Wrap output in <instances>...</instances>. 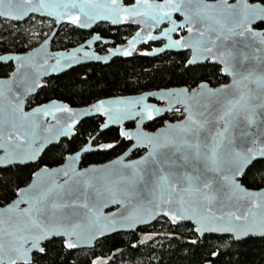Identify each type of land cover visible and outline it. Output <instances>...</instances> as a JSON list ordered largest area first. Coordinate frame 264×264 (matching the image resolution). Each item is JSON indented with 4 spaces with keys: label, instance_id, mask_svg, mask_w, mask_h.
<instances>
[{
    "label": "snow or ice",
    "instance_id": "6c2138e0",
    "mask_svg": "<svg viewBox=\"0 0 264 264\" xmlns=\"http://www.w3.org/2000/svg\"><path fill=\"white\" fill-rule=\"evenodd\" d=\"M36 14L83 28L101 20L139 24L128 48L116 52L127 56L141 40L165 39L167 49L191 50L186 66L210 60L228 82L98 100L80 111L56 101L25 111V98L42 86L43 75L69 67L77 53L101 57L83 47L49 54L47 40L25 55H0V62L15 64L0 80V167L36 162L46 145L70 137L79 119L93 113L105 117L101 131L118 125L119 137L131 142L107 164L80 168L81 152L93 150L90 140L60 166L44 165L15 188V198L0 206V264H68L71 251L158 217L173 226L190 223L198 237L219 233L237 243L264 237V187L249 190L241 183L254 162L264 160V28L258 29L264 0H0V19ZM152 98L164 106L148 103ZM163 113L182 118L165 120L154 132L142 129ZM129 119L136 121L131 131L123 127ZM114 147L99 144L96 150ZM133 149L142 154L128 159ZM91 264L107 262L95 257Z\"/></svg>",
    "mask_w": 264,
    "mask_h": 264
},
{
    "label": "trees",
    "instance_id": "16d2710c",
    "mask_svg": "<svg viewBox=\"0 0 264 264\" xmlns=\"http://www.w3.org/2000/svg\"><path fill=\"white\" fill-rule=\"evenodd\" d=\"M130 4L133 0H124ZM254 1V0H252ZM55 23L51 20L32 17L24 23H14L0 19V54L25 53L38 42L43 41L53 30ZM259 28H264L260 25ZM135 31L133 26L114 28L109 24H100L95 32L103 37L113 39L116 44L124 43ZM89 32L80 31L70 26H63L55 37L54 50H64L83 43ZM189 54L166 53L149 59L135 56L130 60L114 59L108 65L92 64L69 71L59 77L47 80V86L29 101V107L58 100L73 107L87 106L97 100L120 95H135L146 91L174 87L193 88L200 82H210L212 86L226 83L227 78L219 72V67L206 65L186 68ZM12 67L0 66V77L8 76ZM170 115L171 120L177 118ZM100 118H91L82 122L77 135L70 141H62L58 146L47 150L36 165L0 169V206L14 199L13 190L27 185L31 174L40 167H55L64 161L68 154L77 152L100 127ZM102 141H117L116 131L103 133ZM127 150L121 143L110 152H97L83 157L82 166L100 164L113 159ZM136 151L132 158L141 155ZM248 189L259 190L264 187V161L255 162L242 179ZM186 239H193L191 225L177 229ZM136 235V234H135ZM133 233H122L99 241L91 250L73 251L68 254V264H90L97 255L119 251L131 258L139 254L156 253L157 257L149 258L150 264H264V238H250L235 242L229 237L207 235L196 245L184 240L173 241L156 248L134 250L131 246ZM123 249V250H122ZM217 251V256L211 255Z\"/></svg>",
    "mask_w": 264,
    "mask_h": 264
},
{
    "label": "water",
    "instance_id": "95a60500",
    "mask_svg": "<svg viewBox=\"0 0 264 264\" xmlns=\"http://www.w3.org/2000/svg\"><path fill=\"white\" fill-rule=\"evenodd\" d=\"M207 2H214V1H209L207 0ZM229 3H234L235 0H228ZM249 3H252L251 0H248ZM121 3L124 4V5H130V4H125L124 0H121ZM32 17H37V18H40V19H47V20H51L52 22L55 23V27L53 28V30L51 31V33L36 47L28 50L27 52L25 53H8L6 55H25L27 53H30L32 52L34 49H38L40 48L43 44H44V41H48L47 43V46H46V50H47V53L49 54H54V53H65V54H68L70 53L73 49L75 48H80V47H83L84 48V51H87V52H91L93 53L95 56H99L101 57L100 60H96V59H88V58H85L83 56V53H77V60L76 61H70L69 64L70 66L69 67H66V68H63L62 70L60 71H57V72H50L46 75H43L41 78H40V83H41V87L40 88H37L35 89V91L33 93H31L30 95H28L26 98H25V106H24V110L25 111H29L31 109H27V106H28V101L30 98L34 97V96H37V94L39 93V91L43 88H45L47 86L46 84V80L52 78V77H59V76H62L63 74L65 73H68L69 71L73 70V69H76V68H79V67H83V66H89V65H92V64H100V65H108L110 64L114 59H117V58H120V59H123V60H130L132 59L133 57L135 56H140V57H144V58H149V59H153V58H157L159 56H162L166 53H175V54H178V53H190V56H191V50L190 49H167L165 48V44L167 43V41L165 39H159V40H151V41H147V42H144L143 40H141L140 42H138L134 48H130L129 51H130V55H127L125 56L123 54V51H120V52H116L115 50L117 48H120V49H125V48H128V41L137 33V31H140L141 29V26L139 24H136V23H131V22H123V23H120V24H112L110 21H96L94 23L91 24V26L89 27H86V28H83V27H79V26H76V25H72V24H69L68 22L66 21H62L60 24H57L55 22V20L51 17H47V16H41L39 14H36V15H29L28 17H25L24 19L22 20H19V21H13V20H4V21H9V22H14V23H24L26 22L27 20H29L30 18ZM177 17H180L181 20L183 19L181 16H179L178 14L174 16V19H176L178 22L179 20L177 19ZM180 20V21H181ZM100 24H110L112 27L114 28H120V27H125V26H133L135 28H137V31L123 44H120V45H117V46H114V42L111 41V40H105V39H102L100 37L99 34H94L93 37H91L90 39L86 40L84 43L76 46V47H73V48H70V49H64V50H54L53 47H52V44H53V41L55 39V37L57 36L59 30L63 27V26H70V27H73L75 29H78L80 31H84V32H91L93 31L98 25ZM167 27V24L164 23V24H161L160 26H158L157 28L153 29V34L154 35H157L159 36L160 32L163 30V28ZM184 31L181 30V35H186V33L184 32V34H182ZM94 37H99V39H94ZM173 38H177L176 36H173ZM102 44V45H107V46H110L108 48V51L107 53L105 54H101L99 52L96 51V45L97 44ZM150 44H162L161 46H153L151 50H147V49H142L144 46H148ZM112 46V47H111ZM153 49H164L163 51H157V52H153ZM104 57H107V59H103ZM52 61H50L51 63ZM207 63L209 64H212V65H216L214 63H212L210 60H206V61H200V62H197L195 64H191V65H187L186 68H189V67H196V66H202V65H206ZM0 64H3V65H12L13 67V71H14V68H15V64L14 62H0ZM218 67H220L219 65H216ZM13 71L10 73L12 74ZM9 77V76H8ZM6 77V79L8 78ZM225 77V76H223ZM227 78V77H225ZM2 80V79H0ZM228 80V78H227ZM212 86V85H211ZM177 88H188L189 91L192 90V88H189V87H174V88H168V89H177ZM161 90V89H160ZM156 91H159V90H152V91H146V92H143V93H148V92H156ZM143 93H139V94H135V95H120V96H116V97H110V98H104V99H100V100H108V99H113V98H120V97H129V96H137V95H140V94H143ZM53 101H56L58 103H62V104H66L68 105V107L74 109V110H77V111H80V110H84V109H88L91 105L95 104L97 101L87 105V106H82V107H73L71 106L70 104L68 103H65V102H62V101H57V100H53ZM148 103H153V104H156L158 107H163L164 105L155 100L154 98L152 99H149L147 101ZM37 107V106H36ZM35 108V107H34ZM170 113H163L162 116L158 119H154L152 121H145V123L141 126L142 129L146 132H148L146 129H145V126L147 124H150L154 121H157V120H160L162 118H164L165 116L169 115ZM96 117H100L102 119H105V117L103 116H100L99 114H89L87 116H82L78 123L74 126V129H73V134L70 136V137H61L59 140L57 141H53L51 144H48L45 146L44 150L41 152V155L40 157L38 158V160L36 162H30L28 163L27 165H36L42 158V156L44 155V153L49 150L50 148L54 147V146H58L61 141L63 140H72L73 137H75L77 135V130L80 126V124L82 122H84L85 120L87 119H91V118H96ZM129 123H136L135 119H129V120H125L123 122V127L125 128V125L126 124H129ZM120 126L118 125H110L108 128L104 129L103 131H101V129L99 130V132L91 139V148L93 149L92 151H88V152H81V149H83L84 147H82L79 151L77 152H81V155H80V162H79V167L80 168H86V167H82V160H83V156L84 155H87V154H92V153H96V152H110L111 150H113L114 148L112 149H105V150H96V147H93V143L95 141V139L102 133L110 130V129H119ZM136 128V126H135ZM134 128V129H135ZM132 129V130H134ZM131 131V130H130ZM90 141V140H89ZM130 142V141H128ZM131 143V142H130ZM116 146V145H115ZM131 147V146H130ZM129 147V148H130ZM128 148V149H129ZM127 149V150H128ZM136 151H139V150H136V149H133V151L130 153V155L127 157L128 159H135V158H132V155L136 152ZM142 152V151H141ZM76 153V152H75ZM123 154V153H122ZM121 154V155H122ZM69 155V154H68ZM120 156V155H119ZM115 159V158H114ZM112 159V160H114ZM111 161V160H109ZM109 161L105 162V163H101V164H92V165H89V166H101V165H104V164H107ZM257 161H264V160H260L259 158L257 159ZM64 162V161H63ZM63 162L61 164H63ZM255 163V162H254ZM60 164V165H61ZM27 165H18V166H11V167H0V169H8V168H13V167H24V166H27ZM58 165V166H60ZM58 166H55V167H58ZM88 167V166H87ZM49 168H54V167H49ZM243 179V178H242ZM242 179H241V183H242ZM31 181V180H30ZM26 186V185H25ZM244 186V185H243ZM24 187V186H23ZM245 188H247L246 186H244ZM248 189V188H247ZM249 190H252V189H249ZM115 207H119L118 205L114 206L113 208H109V209H105V211H113L115 210ZM160 218H165V217H158L156 219H153L151 220L150 222L148 223H141V224H138L136 226H134L133 228L131 229H117L115 231H112V232H109L107 233L104 237H101L99 238L98 240H96L91 246H85L79 250H73V251H82V250H91L93 249L96 244L101 241V240H104L108 237H111V236H114L116 234H122V233H133L135 231H137L138 229L140 228H143V227H148L150 225H152L155 221H157L158 219ZM167 219V218H166ZM170 222V221H169ZM181 224H190V223H181ZM191 225V224H190ZM207 235H214V236H218V237H228L227 235H223V234H219V233H205L203 236H200L198 237V240L204 238L205 236ZM250 238H264V237H261L259 235H254V236H249V237H246L244 238L242 241H245L247 239H250ZM241 241V242H242ZM71 251V252H73Z\"/></svg>",
    "mask_w": 264,
    "mask_h": 264
},
{
    "label": "flooded vegetation",
    "instance_id": "af4514ba",
    "mask_svg": "<svg viewBox=\"0 0 264 264\" xmlns=\"http://www.w3.org/2000/svg\"><path fill=\"white\" fill-rule=\"evenodd\" d=\"M209 1H214V0H209ZM125 2V1H124ZM251 2L253 3L254 1L251 0ZM133 3V2H132ZM130 3V4H132ZM126 4V3H125ZM177 19L180 21L181 18L180 17H177ZM110 25V24H109ZM260 25L258 26V29H259ZM137 31V28H135V31L134 33ZM90 35L88 36V39H90L91 37H93L94 34H99L97 32H95V29L91 32H89ZM133 33V34H134ZM132 34V35H133ZM184 34V32L182 33ZM100 37L102 39H105V40H111L114 42V46H117V45H120V44H116L115 41L113 39H110V38H106V37H103L101 34H99ZM131 37V36H130ZM129 37V38H130ZM128 38V39H129ZM127 39V40H128ZM85 40V41H86ZM126 40V41H127ZM84 41V42H85ZM125 41V42H126ZM83 42V43H84ZM124 42V43H125ZM82 44V43H81ZM123 44V43H122ZM162 44H150L148 46H144L142 49H147V50H151L153 46H161ZM38 46V45H37ZM110 46H107V45H102V44H97L96 45V51L101 53V54H105L107 53L108 51V48ZM112 47V46H111ZM34 48V47H32ZM31 48V49H32ZM30 50V49H29ZM189 54V57H190V53ZM0 55H6L5 54H0ZM188 57V59H189ZM0 66H11L12 65H3V64H0ZM13 71V67L10 71V73ZM10 73L8 74V76L10 75ZM8 76H4V77H0V79H6V77ZM47 82V80H46ZM228 82V81H227ZM226 82V83H227ZM42 90V89H41ZM40 90V91H41ZM39 91V92H40ZM38 95V94H37ZM35 97V96H34ZM33 98V97H32ZM31 99V98H30ZM29 99V101H30ZM29 101H28V106H27V109H31V108H34L38 105H42V104H38V105H35L33 107H29ZM53 101V100H52ZM58 101V100H57ZM48 103V102H46ZM46 103H43V104H46ZM172 113H170L169 115H171ZM168 115L165 116L164 118L160 119V120H157V121H154L150 124H147L145 126V129L148 131V132H154L157 128H160L163 126L164 124V121L165 120H168L167 119ZM96 118H100V117H96ZM182 117H177L176 119L174 120H169L171 122H175L176 120L178 119H181ZM101 119V123L100 125L104 122V119L100 118ZM136 126V123H129V124H126L125 125V129L126 130H132L134 129ZM100 130V127L98 129V131L92 135L88 141L84 144V146L89 142V140H91ZM78 131V130H77ZM110 131H116L117 132V135H118V132H119V129H110L106 132H110ZM104 132V133H106ZM103 134V133H102ZM100 134L94 141L93 143V147H96L97 145L99 144H106V143H115V148L120 145L121 143H124L127 145V149L131 146V143L128 142L127 140H122L119 135H118V138H117V141H102L100 140V136L102 135ZM63 141H66V140H63ZM68 141V140H67ZM62 142V141H61ZM82 146V147H84ZM79 151V150H78ZM97 153V152H96ZM124 153V152H123ZM121 155V154H120ZM85 156V155H84ZM83 156V157H84ZM116 158V157H115ZM114 159V158H113ZM112 160V159H110ZM83 161V160H82ZM107 162V161H106ZM105 163V162H104ZM101 164V163H100ZM60 165V164H59ZM92 165V164H91ZM58 166V165H57ZM84 167V166H82ZM185 227V224H180L179 226H173L171 224V222H169L166 218H160L158 219L157 221H155L152 225L148 226V227H143V228H140L138 229L137 231L133 232V234L135 235V241L133 240L131 246L134 250H140V249H156V248H159L165 244H167L168 242H173V241H179V242H183L184 240L188 241L190 243L191 240L193 239H197L198 240V237L196 235H194V238L193 239H186L184 237H182L180 234H177L178 230H180V228H183ZM146 236H150L151 239H145ZM143 240V243L141 242ZM199 241V240H198ZM123 250V249H122ZM95 257H101L102 259L106 260L107 264H150V260L149 258H154V257H157V254L156 253H149V254H139L138 256H135V258H131L129 257L128 255L126 254H123V253H120V250L119 251H115V252H112V253H105L103 255H97V256H94L92 259H94ZM91 259V260H92ZM90 264H91V261H90Z\"/></svg>",
    "mask_w": 264,
    "mask_h": 264
},
{
    "label": "rangeland",
    "instance_id": "374dc122",
    "mask_svg": "<svg viewBox=\"0 0 264 264\" xmlns=\"http://www.w3.org/2000/svg\"><path fill=\"white\" fill-rule=\"evenodd\" d=\"M42 42V41H41ZM41 42H38V44L34 45L33 47H36L37 45H39ZM177 117H181V116H177Z\"/></svg>",
    "mask_w": 264,
    "mask_h": 264
},
{
    "label": "built area",
    "instance_id": "2783aa9c",
    "mask_svg": "<svg viewBox=\"0 0 264 264\" xmlns=\"http://www.w3.org/2000/svg\"><path fill=\"white\" fill-rule=\"evenodd\" d=\"M167 119H168V120H170V119H171V118H170V115H168Z\"/></svg>",
    "mask_w": 264,
    "mask_h": 264
}]
</instances>
